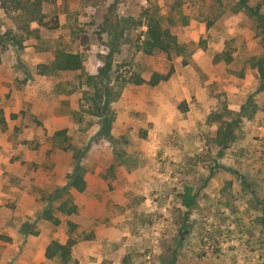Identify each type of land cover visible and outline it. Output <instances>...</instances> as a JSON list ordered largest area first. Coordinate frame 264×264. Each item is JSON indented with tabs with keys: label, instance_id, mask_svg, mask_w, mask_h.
I'll use <instances>...</instances> for the list:
<instances>
[{
	"label": "rangeland",
	"instance_id": "obj_1",
	"mask_svg": "<svg viewBox=\"0 0 264 264\" xmlns=\"http://www.w3.org/2000/svg\"><path fill=\"white\" fill-rule=\"evenodd\" d=\"M146 10L176 50L138 49ZM43 12L56 30L21 29L0 7V264H61L45 257L53 241L73 243L67 264H264L254 17L237 0H51ZM58 50L82 68L51 72ZM155 72L170 77L134 84ZM76 168L81 193L68 187ZM67 197L75 214L57 211Z\"/></svg>",
	"mask_w": 264,
	"mask_h": 264
},
{
	"label": "trees",
	"instance_id": "obj_2",
	"mask_svg": "<svg viewBox=\"0 0 264 264\" xmlns=\"http://www.w3.org/2000/svg\"><path fill=\"white\" fill-rule=\"evenodd\" d=\"M251 0H237L239 7L244 8L248 14L256 20V27L260 36L261 43L264 47V14L260 12L261 5L255 6L249 5ZM51 0H0L1 9L9 14L14 12L16 20L21 24L18 25L21 29L28 31L30 24H36L38 27L52 31L58 28V19L53 16L47 19L46 14L43 12V6ZM143 23H138L145 27L143 33V40L138 46V49L145 54H152L153 52H162L168 54L178 48V44L174 35H172L168 29L163 28L159 17L150 13L148 10L144 11L141 15ZM119 35L113 34L112 46L110 53H114L115 47L118 45ZM51 72H74L82 68V58L77 53L68 52L65 50H58L55 53V57L51 64L46 67ZM259 72L263 76V71L260 68ZM170 77V74L153 73L148 81H144L142 78L136 77L134 84L139 85L146 83L154 86L161 81H166ZM262 78V77H261ZM100 97V96H99ZM236 121L225 123L221 127L216 136V141L221 148H228V146L234 141V127ZM68 187L74 189L76 192L81 193L86 189V181L84 175L79 168H76L74 172L68 177ZM57 211L71 215L76 213V206L72 203L71 199L63 200L57 206ZM48 215V216H47ZM47 219L52 220V216L48 213ZM56 222V220H54ZM0 238H3L0 236ZM72 242L61 244L58 242H50L45 248V257L47 259L58 258L61 264H67L70 260V249Z\"/></svg>",
	"mask_w": 264,
	"mask_h": 264
}]
</instances>
